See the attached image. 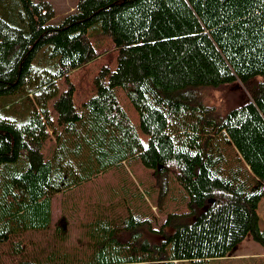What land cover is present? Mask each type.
I'll use <instances>...</instances> for the list:
<instances>
[{
  "label": "trees",
  "instance_id": "1",
  "mask_svg": "<svg viewBox=\"0 0 264 264\" xmlns=\"http://www.w3.org/2000/svg\"><path fill=\"white\" fill-rule=\"evenodd\" d=\"M18 2L26 30L0 17V97L30 107L18 121L0 104V247L10 264H212L247 234L264 247V0H77L56 25L46 0ZM108 51L115 68L98 69L86 101L75 105L71 85L58 96L61 78ZM225 85L245 101L223 116L190 94ZM134 159L162 188L172 177L183 211L154 224L135 186L131 198L86 203L82 245L58 226L45 244L26 240L50 229L55 196Z\"/></svg>",
  "mask_w": 264,
  "mask_h": 264
},
{
  "label": "rangeland",
  "instance_id": "2",
  "mask_svg": "<svg viewBox=\"0 0 264 264\" xmlns=\"http://www.w3.org/2000/svg\"><path fill=\"white\" fill-rule=\"evenodd\" d=\"M46 1L52 6L54 11V17L48 23L50 25L59 24L65 15L75 10L77 4V0ZM0 17L15 28L27 29V17L18 0H0ZM115 65V51H108L106 54H102L95 61L70 73L68 77L61 78L57 82L58 96L71 85L73 87L75 105H80L93 94V80L98 69L102 66L114 69ZM117 92L120 105L137 128L138 116L136 112L119 88H117ZM190 94L202 105L209 107L214 114H219L220 116L245 101L244 90L236 85L200 88L191 91ZM54 100L49 102L48 109L52 118L56 119V112L52 107ZM0 104H6L9 107L5 113L8 115L7 117L18 121L26 119L30 110V107L21 102V99L17 96L0 97ZM140 137L143 140V144H145L147 137L143 134H140ZM52 144V141H47L45 144L44 152L46 155ZM171 180H173L172 177L168 176V187L162 188L161 180L154 176L153 171L145 168L138 159H134L125 164L124 168L109 171L90 185H86L65 196H55L52 199L50 229L46 233L27 234L26 240L39 239L41 243L45 244V239H51L57 228L56 226H58L67 231L70 243L82 245L84 241L80 234V221L84 217L82 212L88 208L86 203L98 201L102 195L106 197L108 202H113L116 197L121 196V192L131 198V195L135 193V186L139 189L144 200L141 203L136 200L134 203L139 205V210H142L146 214L145 216H152L154 224H159L163 221L167 212H181L184 210L182 207L178 208V204L174 203L178 196L176 195V185ZM124 188L125 191L123 190ZM130 205H132L131 202ZM147 207L150 208V212ZM257 214L259 228L264 230V200L260 201ZM8 254L9 247L1 246L0 264H10ZM212 264H264V247L254 241L250 234H247L242 241L232 248L228 256L215 260Z\"/></svg>",
  "mask_w": 264,
  "mask_h": 264
}]
</instances>
